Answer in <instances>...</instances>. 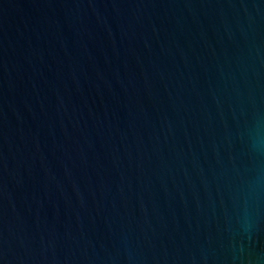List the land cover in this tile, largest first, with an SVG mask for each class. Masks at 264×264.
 Returning <instances> with one entry per match:
<instances>
[{"label":"water","instance_id":"obj_1","mask_svg":"<svg viewBox=\"0 0 264 264\" xmlns=\"http://www.w3.org/2000/svg\"><path fill=\"white\" fill-rule=\"evenodd\" d=\"M0 264H264V0H0Z\"/></svg>","mask_w":264,"mask_h":264}]
</instances>
